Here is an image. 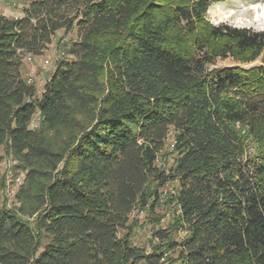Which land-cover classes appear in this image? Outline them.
<instances>
[{
  "label": "trees",
  "instance_id": "obj_1",
  "mask_svg": "<svg viewBox=\"0 0 264 264\" xmlns=\"http://www.w3.org/2000/svg\"><path fill=\"white\" fill-rule=\"evenodd\" d=\"M221 1L32 0L0 14V164L26 170L16 207L0 173V264H264V30L212 23ZM63 30L76 31L71 59L39 96L25 57ZM170 182L173 222L135 245L133 214L160 224Z\"/></svg>",
  "mask_w": 264,
  "mask_h": 264
},
{
  "label": "rangeland",
  "instance_id": "obj_2",
  "mask_svg": "<svg viewBox=\"0 0 264 264\" xmlns=\"http://www.w3.org/2000/svg\"><path fill=\"white\" fill-rule=\"evenodd\" d=\"M32 0H0V14H4L8 17L16 18L21 16L22 10ZM208 18L214 24L228 23L237 27L252 28L254 30H264V0H222L219 3H215L211 6L208 12ZM76 31L66 33L64 30L57 33L53 39L49 49L42 56H34L31 60L25 59L24 74L28 79H31L37 86L38 95L43 92L44 85L50 78L51 74L56 68V64L59 60L66 58L67 56L65 46L69 45L73 40H76ZM67 51V49H66ZM47 61H49L47 63ZM260 63L259 61L255 62ZM233 61L227 59L225 61H219L218 66L231 65ZM41 118L37 114L31 122V128L37 129L40 127ZM173 136L168 140L167 151L172 148ZM168 154L164 152L159 159V164L163 167L166 166L165 158L163 156ZM169 164L172 160L169 158ZM164 164V165H163ZM19 162L10 155H5L2 163L0 164L1 175H6L7 187L4 191L3 200L9 207L18 206L16 195L20 189L18 179L23 178L25 180L26 170L19 168ZM169 166V165H168ZM176 185L174 183H168L162 191V197L164 204L162 207L156 209L155 215L161 219L160 224L152 222V219L147 216L145 211L135 212L133 219L139 222V226L135 228L132 241L135 245L147 247L149 249V240L151 231L155 227L166 228L173 222V209L169 204V198L174 193ZM125 234L122 232L121 235ZM184 234L180 232L174 235L177 239ZM42 251V248L40 249Z\"/></svg>",
  "mask_w": 264,
  "mask_h": 264
},
{
  "label": "built area",
  "instance_id": "obj_3",
  "mask_svg": "<svg viewBox=\"0 0 264 264\" xmlns=\"http://www.w3.org/2000/svg\"><path fill=\"white\" fill-rule=\"evenodd\" d=\"M25 59H27V60H31V59H32V56H31V55H27V56L25 57ZM48 62H49V61H47V63H48ZM30 80H31V79H29V81H30ZM23 179H24V177L18 179L19 184H21L22 181H24Z\"/></svg>",
  "mask_w": 264,
  "mask_h": 264
}]
</instances>
